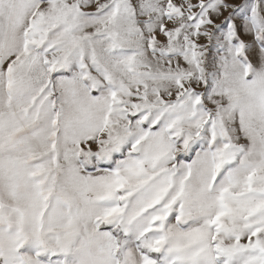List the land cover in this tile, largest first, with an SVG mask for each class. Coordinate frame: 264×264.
<instances>
[{
	"label": "snow or ice",
	"instance_id": "snow-or-ice-1",
	"mask_svg": "<svg viewBox=\"0 0 264 264\" xmlns=\"http://www.w3.org/2000/svg\"><path fill=\"white\" fill-rule=\"evenodd\" d=\"M0 264H264V0H0Z\"/></svg>",
	"mask_w": 264,
	"mask_h": 264
}]
</instances>
